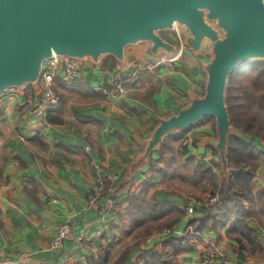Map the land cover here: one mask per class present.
<instances>
[{
	"label": "crops",
	"instance_id": "1",
	"mask_svg": "<svg viewBox=\"0 0 264 264\" xmlns=\"http://www.w3.org/2000/svg\"><path fill=\"white\" fill-rule=\"evenodd\" d=\"M138 45L126 47L123 61L112 55L97 62L85 58L71 83L58 76L55 90L61 104L60 112L52 114L54 122L48 112L36 117L28 102L38 101V84L0 94V259L10 257L14 264H113L127 251L125 264H132L142 259L144 250L163 248L169 237L156 235L149 243L146 236L167 226L180 239L189 236L187 249L176 254L177 264H199L204 251L226 256V263L212 264H264V191L259 190L264 189V165L252 181L251 209L233 215L254 230L255 248L213 218L196 231L207 213L218 214L221 200L213 204L210 199L226 197L221 192L231 174L216 148L212 122L202 119L192 126L200 134L197 141L182 145L187 132L175 131L143 158L159 121L204 95L209 61L191 49L179 50L170 60L168 53ZM115 75L128 88L124 98L94 89L108 85ZM243 138L264 154L263 143ZM93 160L108 178V189L96 204L89 202L96 176ZM114 175L118 180H109ZM104 205L110 206L108 212ZM189 206L195 208L193 214ZM64 222L71 226L70 236L54 247ZM166 249L174 253L171 246Z\"/></svg>",
	"mask_w": 264,
	"mask_h": 264
},
{
	"label": "water",
	"instance_id": "2",
	"mask_svg": "<svg viewBox=\"0 0 264 264\" xmlns=\"http://www.w3.org/2000/svg\"><path fill=\"white\" fill-rule=\"evenodd\" d=\"M177 23L189 29L192 51L200 52L206 39L212 46L206 90L159 121L143 158L165 136L214 117L216 148L227 170L232 134L227 85L241 63L264 58V0H0V94L38 84L45 62L54 56L97 62L112 55L123 61L127 46L150 42L152 52L173 58L179 50L159 31Z\"/></svg>",
	"mask_w": 264,
	"mask_h": 264
},
{
	"label": "trees",
	"instance_id": "3",
	"mask_svg": "<svg viewBox=\"0 0 264 264\" xmlns=\"http://www.w3.org/2000/svg\"><path fill=\"white\" fill-rule=\"evenodd\" d=\"M232 74L236 75V78H238L236 84L245 88L244 93L247 100L251 98L254 99L258 102V106L264 110V61L246 63L245 65L239 66ZM226 104L228 106L233 128L239 129L245 134H250L253 138H258L259 141H264V124L260 123L256 125L253 117H248L246 121L240 123L241 121L237 119L236 115L239 105H237L235 98L233 97L232 100H230L228 95H226ZM59 107L60 105L55 109L47 111V117L50 122L57 120L52 117V114H58L60 112ZM254 128H256V131H253ZM262 153L263 152L252 141H247L237 135H230L227 147V160L228 167L231 169V174L227 184V190L221 192V196L225 197L226 195V197L220 199L221 202L218 214L211 216L207 213L201 219L202 226L198 227L196 231L203 230L205 222L213 218L216 222L221 221L223 224L229 225L228 232L230 234L238 232L255 248L257 247L258 241L248 221L245 219H233V215L238 213L244 215L243 213L251 209V204L255 199V193L251 187V183L258 167L255 160H257ZM228 193L229 195L227 196ZM230 203L232 205H229ZM189 241V236L182 239L176 236L169 237L163 242V247L171 246L174 249V253L169 254L166 251H164L165 253H161V251H157L156 249L144 250L141 253L143 260L142 264H177L175 254L187 249ZM165 254L168 255V258L166 257L164 259L163 255ZM104 256L108 257L109 253L106 252ZM127 256L128 252L125 251L113 264H125ZM97 264H103V262L98 261ZM132 264L139 263L135 262Z\"/></svg>",
	"mask_w": 264,
	"mask_h": 264
},
{
	"label": "built area",
	"instance_id": "4",
	"mask_svg": "<svg viewBox=\"0 0 264 264\" xmlns=\"http://www.w3.org/2000/svg\"><path fill=\"white\" fill-rule=\"evenodd\" d=\"M172 60L173 58H169ZM81 63L78 59L69 58V57H58L54 56L53 58L47 60L43 66V70L41 76L38 81L39 85V98L38 101L35 102L33 99L28 100L30 104H33L34 109L33 113L36 117H43L46 115L48 110L55 109L60 104V95L55 90V80L58 76L65 83H71L78 79L81 69ZM97 91H102L106 96L116 97V98H124L128 93V88L125 83L122 81L119 75H115L112 80L108 83V85L104 86H96L94 87ZM185 135V139L183 140V145H188L197 141L200 137L198 132H194L193 130L187 131ZM85 150L87 152L91 151L90 146H86ZM92 167L96 172V176L94 178V184L90 190L89 202L92 204L97 201L108 189V178L104 177L102 172V166L97 161H92ZM119 176L114 175L109 180H118ZM219 199V195H216L210 199V203L216 202ZM218 202V201H217ZM216 202V203H217ZM189 214H193L195 212V208L193 206H189L187 208ZM71 233V226L68 222H64L61 224L58 235L53 241V246L58 247L61 246L64 241L69 238ZM164 235L167 237L175 236L176 231L171 228L163 229L161 232L157 233V236ZM83 237H80V240ZM154 237H149L148 242H152ZM220 254V253H219ZM215 255L212 253H204L201 257V261L199 264H212L216 259L220 258L221 262L226 261L225 255L221 254ZM15 262L10 257H4L0 259V264H14Z\"/></svg>",
	"mask_w": 264,
	"mask_h": 264
},
{
	"label": "rangeland",
	"instance_id": "5",
	"mask_svg": "<svg viewBox=\"0 0 264 264\" xmlns=\"http://www.w3.org/2000/svg\"><path fill=\"white\" fill-rule=\"evenodd\" d=\"M210 23L212 24H216L214 21H210ZM220 33L221 35L223 36L224 35V32L222 30H220ZM159 34L164 38L166 39L167 41L171 42L172 44L175 45V47L178 49V50H182L184 52L188 51L190 49L189 45H188V38L191 36L190 34V31L189 29L185 26V25H182V24H179L177 23L175 28L174 29H166V30H160L159 31ZM139 45L137 47H144V48H149L151 46V43L150 42H140L138 43ZM130 47V46H129ZM198 55L200 57H202L204 60L206 61H211L212 58H213V49H212V46L209 42V40H205L204 41V45L202 46V49L200 50V52H198ZM253 61H264V58L260 59V60H253ZM253 61H248V62H244V63H241L240 66L242 65H245L246 63H249V62H253ZM238 82V78H236V75L232 74L231 77L229 78V81H228V85H227V90H226V95H228V98L230 100H232V98L234 97L235 100H236V103L238 106V109L236 111V115H237V119L239 121H241L240 123L244 122L247 120L248 117H253L254 119V123L256 125L258 124H264V110H262L259 106H258V102H256L254 99H249L247 100L246 96H245V93H244V90L245 88L241 85H237L236 83ZM233 95V96H232ZM60 102H61V98H60ZM60 105V104H59ZM58 105V106H59ZM57 106V107H58ZM56 107V108H57ZM204 119H207L209 120L210 122H212L214 128H215V136L216 138L218 137V134H217V128H216V119L214 117H206ZM257 127V126H256ZM253 131H256V128L253 129ZM232 134L233 135H237V136H240V137H244V136H247V137H251L253 138L250 134H245L243 132H241V130L239 129H236V128H233L232 127ZM187 135V134H185ZM184 135V136H185ZM185 139V137L182 139V145H183V140ZM257 142H260V143H263L264 144V141H259L258 138H254ZM255 162L258 164V167L255 171V176H254V179L256 177V173H257V170L260 166H263L264 165V154H260L258 159L255 160ZM255 184L253 185L251 183V187L252 189L255 188L254 187ZM261 191H264L263 188L259 189ZM220 197V195H219ZM218 201V202H217ZM216 202L219 203L220 199H218ZM98 202V199L96 202L92 203V204H96ZM216 202H214V204H217ZM110 208V206L108 205H104V209L108 212V209ZM188 208V207H187ZM166 228H169L167 226H164L160 231L158 232H155V233H151L149 236H146V241L148 240V238L151 236V237H156L157 233L161 232L163 229H166ZM177 234V233H176ZM176 236V235H175ZM148 242V241H147ZM150 243V242H149ZM167 247H163L162 249L160 250H157V251H161V253H165L164 251H166L167 253L171 254L170 252L167 251L166 249ZM153 250H155V248H153ZM212 253V254H215V255H219L218 257H221V254L224 255L222 252L220 251H204L202 253V255L204 253ZM220 253V254H219ZM173 254V253H172ZM176 255V254H175ZM165 257L168 258V255L165 254L163 255ZM202 257V256H201ZM226 257V256H225ZM218 261H221L220 258L216 259ZM215 260V261H216ZM227 261V260H226ZM225 262H222V263H226ZM137 263H142V259L138 260ZM221 263V262H220Z\"/></svg>",
	"mask_w": 264,
	"mask_h": 264
}]
</instances>
